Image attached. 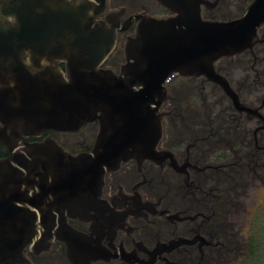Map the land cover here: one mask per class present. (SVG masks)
I'll list each match as a JSON object with an SVG mask.
<instances>
[{
    "label": "flooded vegetation",
    "instance_id": "obj_1",
    "mask_svg": "<svg viewBox=\"0 0 264 264\" xmlns=\"http://www.w3.org/2000/svg\"><path fill=\"white\" fill-rule=\"evenodd\" d=\"M252 1L179 0V14L191 17L199 9L203 20H229L244 15ZM111 12L118 14L121 28L101 68L117 75L127 62L126 41L136 35L139 23L177 14L159 0H105L99 17ZM257 32L252 49L215 61L239 102L257 108L256 113L240 109L205 74L175 72L166 80L159 107L162 135L154 153L146 128L131 137L112 136L102 120L78 130L29 136L30 143L54 139L72 155L92 152L98 139L102 148L118 142L122 158L105 172L100 186L81 176L49 196L50 222L37 228L44 241L26 251L20 264H231L233 251H246L244 196L254 186L264 187V22ZM59 64L66 70L64 61ZM216 100L225 103L227 133L233 125L245 134L237 137L239 144L229 138L224 146H208L213 136L199 130L198 116L205 117L202 112L215 108ZM9 154L0 142V158ZM232 177L244 183L241 189L232 188ZM232 189L244 192L234 212ZM34 213L40 222L41 211ZM233 239L240 247L233 248Z\"/></svg>",
    "mask_w": 264,
    "mask_h": 264
},
{
    "label": "water",
    "instance_id": "obj_2",
    "mask_svg": "<svg viewBox=\"0 0 264 264\" xmlns=\"http://www.w3.org/2000/svg\"><path fill=\"white\" fill-rule=\"evenodd\" d=\"M159 1L177 14L139 23L117 75L101 68L121 28L118 14L99 17L105 0H0V142L10 152L0 158V264H20L44 241L37 228L50 222L51 194L81 176L100 186L122 158L118 142L102 148L98 139L92 152L72 155L54 139L30 143L29 136L102 120L112 136L131 137L146 128L154 153L162 135L159 107L175 72L205 74L240 109L257 112L239 102L215 61L252 49L264 0H253L244 15L229 20H203L199 9L188 17L179 14V0Z\"/></svg>",
    "mask_w": 264,
    "mask_h": 264
},
{
    "label": "trees",
    "instance_id": "obj_3",
    "mask_svg": "<svg viewBox=\"0 0 264 264\" xmlns=\"http://www.w3.org/2000/svg\"><path fill=\"white\" fill-rule=\"evenodd\" d=\"M221 104V105H219ZM225 103L223 101H215V103L212 106H215V108H210L206 112L207 115L198 116V122H200V128L199 130H202L206 135L213 136L214 139L211 140L210 143H207L208 146H215L218 148V146H224L226 145V139H231V144H239L236 142L237 137L244 136L245 134L240 132L238 128L233 127V125L230 127V134L227 133V124L225 123ZM219 108H216L218 107ZM223 110H222V109ZM207 108H205L206 110ZM199 134L201 132L199 131ZM221 139V141L219 140ZM244 185V183L237 179L236 177H232L231 179V186L232 188H238L241 189L239 186ZM244 194L241 193V191H237L232 189L230 192L231 195V203H232V209L233 212L235 210L236 204L240 201L241 196ZM253 225L251 229L250 236L246 239V250L247 246L249 245L248 252L244 253L243 251H233L232 258L237 255L239 256L244 255L241 262L243 264H264V204L261 206H258L254 212H253ZM240 247V244L237 243L236 240L233 239V248Z\"/></svg>",
    "mask_w": 264,
    "mask_h": 264
},
{
    "label": "rangeland",
    "instance_id": "obj_4",
    "mask_svg": "<svg viewBox=\"0 0 264 264\" xmlns=\"http://www.w3.org/2000/svg\"><path fill=\"white\" fill-rule=\"evenodd\" d=\"M58 136L60 138H67L68 136L65 135L64 133H59ZM264 204V187H253L250 188L245 196H244V202H243V206H245L246 208V213H244L245 215L241 216V223L243 225V232L244 235H246V237L248 238L251 234V229H252V225H253V212L254 210L258 207ZM246 248V247H245ZM248 248L249 245L247 246V250L243 251L244 253L248 252ZM244 257V255H239V256H235L234 259L232 258V262L231 264H243L241 262L242 258Z\"/></svg>",
    "mask_w": 264,
    "mask_h": 264
},
{
    "label": "built area",
    "instance_id": "obj_5",
    "mask_svg": "<svg viewBox=\"0 0 264 264\" xmlns=\"http://www.w3.org/2000/svg\"><path fill=\"white\" fill-rule=\"evenodd\" d=\"M169 78H170V77H169ZM169 78H168V79H169Z\"/></svg>",
    "mask_w": 264,
    "mask_h": 264
}]
</instances>
